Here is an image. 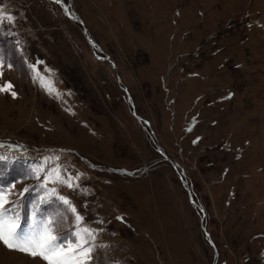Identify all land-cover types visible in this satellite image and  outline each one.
Returning <instances> with one entry per match:
<instances>
[{"label": "rangeland", "instance_id": "374dc122", "mask_svg": "<svg viewBox=\"0 0 264 264\" xmlns=\"http://www.w3.org/2000/svg\"><path fill=\"white\" fill-rule=\"evenodd\" d=\"M0 7V188L35 189L45 157L82 174L48 188L100 230L91 264H264V0ZM43 195L10 197L22 228L70 238ZM0 264L46 262L0 243Z\"/></svg>", "mask_w": 264, "mask_h": 264}, {"label": "snow or ice", "instance_id": "6c2138e0", "mask_svg": "<svg viewBox=\"0 0 264 264\" xmlns=\"http://www.w3.org/2000/svg\"><path fill=\"white\" fill-rule=\"evenodd\" d=\"M59 2V0H57ZM5 21L14 22L15 17L8 14L6 9L0 7V24ZM43 83V78H40ZM11 88L9 84L0 91H7ZM49 91H53L51 87ZM11 95L15 97L16 93ZM9 158L0 156V162ZM51 157H45L41 164L32 169L34 178L41 180L35 189L23 188L19 193H14L11 188H0V243H3L10 250H17L27 253L32 257L43 259L46 264H91L92 254L100 245L97 244V235L100 230L93 229L84 222V217L80 215L77 208L71 201L60 195L55 187L49 189V184H61L70 189L79 188L78 181L82 174L71 175L66 169H62L59 164L49 167ZM59 160V157H55ZM43 189L44 195L40 197L41 203H50L53 198L57 199L65 213L70 212L73 217L74 228L69 237H61L56 234L58 221L63 217L60 215L49 216L42 220L35 218L29 229L24 230L21 226V217L17 211V203L10 197L21 198L30 191ZM122 219V217H117Z\"/></svg>", "mask_w": 264, "mask_h": 264}, {"label": "water", "instance_id": "95a60500", "mask_svg": "<svg viewBox=\"0 0 264 264\" xmlns=\"http://www.w3.org/2000/svg\"><path fill=\"white\" fill-rule=\"evenodd\" d=\"M201 226H202L203 230L205 231L204 226H203V216L202 215H201ZM205 235L208 236V234L206 232H205ZM209 242L211 245H213V243L210 239H209ZM215 257H216V252H214L212 264H215Z\"/></svg>", "mask_w": 264, "mask_h": 264}, {"label": "bare ground", "instance_id": "6f19581e", "mask_svg": "<svg viewBox=\"0 0 264 264\" xmlns=\"http://www.w3.org/2000/svg\"><path fill=\"white\" fill-rule=\"evenodd\" d=\"M13 257L15 258V256H10V257H9V258L11 259V261H12V258H13ZM17 261H18V260H17Z\"/></svg>", "mask_w": 264, "mask_h": 264}]
</instances>
